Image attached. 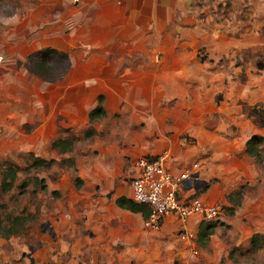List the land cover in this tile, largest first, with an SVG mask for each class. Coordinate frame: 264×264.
Segmentation results:
<instances>
[{"label":"rangeland","instance_id":"rangeland-1","mask_svg":"<svg viewBox=\"0 0 264 264\" xmlns=\"http://www.w3.org/2000/svg\"><path fill=\"white\" fill-rule=\"evenodd\" d=\"M46 49L56 52L42 60ZM100 94L106 114L91 117ZM261 118L264 0H0V180L18 168L0 216L22 220L0 233V264H73L64 243L85 234L88 264H136L104 255L98 221L144 219L117 199L154 150L179 171L198 163L197 196L221 206L177 233L188 264H264Z\"/></svg>","mask_w":264,"mask_h":264},{"label":"built area","instance_id":"built-area-1","mask_svg":"<svg viewBox=\"0 0 264 264\" xmlns=\"http://www.w3.org/2000/svg\"><path fill=\"white\" fill-rule=\"evenodd\" d=\"M169 158L165 151L142 155L134 161L135 173L129 180L130 199L148 208L145 227L158 229L162 219L168 216H175L184 224L193 215L204 221L217 218L220 204L208 203L197 196L199 164L176 171L170 168Z\"/></svg>","mask_w":264,"mask_h":264},{"label":"crops","instance_id":"crops-1","mask_svg":"<svg viewBox=\"0 0 264 264\" xmlns=\"http://www.w3.org/2000/svg\"><path fill=\"white\" fill-rule=\"evenodd\" d=\"M54 50L56 52V49ZM100 95L102 97L100 106L106 114V102L104 101V96L102 94ZM98 97L96 99V104L89 112L98 105ZM137 153L138 149L137 152L133 154L136 155ZM155 154H157L156 150H154V153H143L142 155ZM169 160L168 164L170 168L177 171L178 168L173 167ZM131 173L132 175L135 173L134 166H132ZM200 197L206 201L204 195ZM140 220V216L136 215L128 216L127 218L106 216L99 219L100 228L102 232L106 234V242L102 246V248L105 246L107 250L104 255H107L109 250L116 249L120 250L117 254L135 256L136 264H177L176 262H179V264H188V251H182L181 247L178 246V240L183 242L186 237L183 234L177 236V233L183 226L187 229V232H197L200 224V219L197 215L190 217L186 224L182 223L175 216L164 217L158 229L147 228L144 225V219ZM125 222L132 223V226L124 227ZM113 233H115V236L112 235ZM119 233H126V236L120 238L118 236ZM90 237L91 235L89 234L84 235V239L86 240L85 243L78 242L75 237L72 238V243H64L65 246H68V250L70 249L73 252L70 257L71 263L88 264L87 256H93L94 254V252L90 253L93 245L92 238ZM110 255H113V253L110 252ZM57 257H62L64 261L66 254L60 253Z\"/></svg>","mask_w":264,"mask_h":264},{"label":"trees","instance_id":"trees-1","mask_svg":"<svg viewBox=\"0 0 264 264\" xmlns=\"http://www.w3.org/2000/svg\"><path fill=\"white\" fill-rule=\"evenodd\" d=\"M51 52H55V50L54 49H46L44 51H41L42 60H46L47 59L46 57ZM101 99H102V97L100 95L98 97V105L90 112L91 117H93V116L95 117L99 114H101V115L104 114L103 108L100 106ZM260 125L261 126L264 125V118L260 119ZM261 138H262L261 136H253L247 142L249 152L252 153L254 156H256V158H259V156H260V148H259L258 142H261V140H262ZM61 142L62 141H60V140H55L52 143V145L54 147H57ZM50 163H51L50 160L47 161V160L42 159V158H35L30 165L33 167H39V166H43V165H48ZM17 172H18L17 167H13L11 165L7 167L6 172L3 174V176L0 180V192L1 191H7L12 187L13 181L15 180V177L17 176ZM202 189H203V187L198 188L197 192H200ZM117 204L119 207H121L123 209L129 210L131 212L141 213V215L143 216L144 219L148 216V208L144 205H140V204L133 202L130 198L120 197L117 199ZM20 224L22 226V220L18 217H15L12 219L8 218L7 222L5 224H3V221H2L1 216H0V233H2V235H4L5 237L14 235L20 230V229H17L18 225H20ZM207 227H210V226L207 225ZM207 227H205V229L200 231V236L207 233L206 232Z\"/></svg>","mask_w":264,"mask_h":264},{"label":"water","instance_id":"water-1","mask_svg":"<svg viewBox=\"0 0 264 264\" xmlns=\"http://www.w3.org/2000/svg\"><path fill=\"white\" fill-rule=\"evenodd\" d=\"M200 184H202V182H200ZM196 188H199L198 186Z\"/></svg>","mask_w":264,"mask_h":264}]
</instances>
